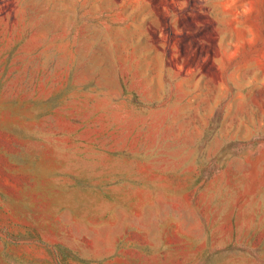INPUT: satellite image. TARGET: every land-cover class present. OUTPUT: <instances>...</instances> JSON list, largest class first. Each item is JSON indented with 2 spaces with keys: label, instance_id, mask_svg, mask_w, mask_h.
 <instances>
[{
  "label": "rangeland",
  "instance_id": "374dc122",
  "mask_svg": "<svg viewBox=\"0 0 264 264\" xmlns=\"http://www.w3.org/2000/svg\"><path fill=\"white\" fill-rule=\"evenodd\" d=\"M0 264H264V0H0Z\"/></svg>",
  "mask_w": 264,
  "mask_h": 264
}]
</instances>
